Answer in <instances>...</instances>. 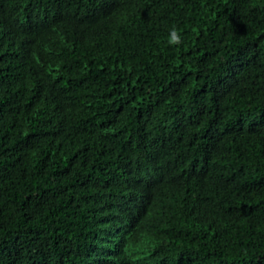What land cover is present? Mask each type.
<instances>
[{
	"label": "trees",
	"instance_id": "obj_1",
	"mask_svg": "<svg viewBox=\"0 0 264 264\" xmlns=\"http://www.w3.org/2000/svg\"><path fill=\"white\" fill-rule=\"evenodd\" d=\"M0 264H264V0H0Z\"/></svg>",
	"mask_w": 264,
	"mask_h": 264
},
{
	"label": "clouds",
	"instance_id": "obj_2",
	"mask_svg": "<svg viewBox=\"0 0 264 264\" xmlns=\"http://www.w3.org/2000/svg\"><path fill=\"white\" fill-rule=\"evenodd\" d=\"M181 41V36L177 29L173 27L169 32L168 42L171 44H178Z\"/></svg>",
	"mask_w": 264,
	"mask_h": 264
}]
</instances>
